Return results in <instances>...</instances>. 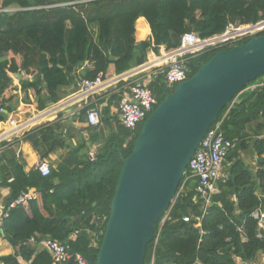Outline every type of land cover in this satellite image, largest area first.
Masks as SVG:
<instances>
[{
    "label": "trees",
    "instance_id": "obj_1",
    "mask_svg": "<svg viewBox=\"0 0 264 264\" xmlns=\"http://www.w3.org/2000/svg\"><path fill=\"white\" fill-rule=\"evenodd\" d=\"M10 5L17 8L0 9V107L14 99L12 74L29 76L20 79L21 89L32 91L38 108L44 109L62 99L63 90L69 89L85 62L91 66L81 72L82 80L106 74L111 65L115 73H122L144 63L151 50L177 48L185 33L205 38L231 24H255L264 18V0H2L1 7ZM140 17L149 23L151 36L137 42ZM233 46L206 50L189 59L190 77L218 51ZM156 78L149 87L160 103L173 89L161 83L162 76ZM258 82H264V74L233 98L224 118L225 135L236 143L227 158L230 177L219 183L218 192L207 202L197 192L198 178H189L179 190L184 176L158 223L157 241L147 245L145 264H150L152 255L155 264H237L238 257L254 262L264 254V227L252 216L256 209H264V85L247 89ZM79 117L85 121L86 113ZM143 124L134 130L119 125L113 133L103 132L107 147L103 154L94 160L73 157L48 176L36 168L26 172L25 162L13 156L12 173L5 177L11 188L6 208L29 188L40 196L41 205L36 198L12 208L4 218V237L14 252L0 256V264H23L22 260L52 264L51 254L40 245L48 237L95 264L103 235L99 246L93 244V236L106 230L123 167L121 156L131 154ZM56 128L42 124L24 136L43 160L64 143ZM242 152L256 154V167ZM184 216H190V221H184Z\"/></svg>",
    "mask_w": 264,
    "mask_h": 264
},
{
    "label": "water",
    "instance_id": "obj_2",
    "mask_svg": "<svg viewBox=\"0 0 264 264\" xmlns=\"http://www.w3.org/2000/svg\"><path fill=\"white\" fill-rule=\"evenodd\" d=\"M262 74L264 34L218 51L165 96L145 120L131 154L121 156L123 167L95 264H145L147 245L157 238L158 223L206 132Z\"/></svg>",
    "mask_w": 264,
    "mask_h": 264
},
{
    "label": "built area",
    "instance_id": "obj_3",
    "mask_svg": "<svg viewBox=\"0 0 264 264\" xmlns=\"http://www.w3.org/2000/svg\"><path fill=\"white\" fill-rule=\"evenodd\" d=\"M261 34H264V18L255 24H231L224 32L205 38L200 37L196 32L185 33L181 38L180 45L171 50L165 49L158 61L136 66L122 73L109 74L107 72L106 74L100 73L94 79L85 78L75 91L65 96L61 102L58 101L54 104H57L59 110L66 107L71 108L69 110L70 115H78L81 112H85L88 124L100 125L102 123V110L97 106H92L91 98L93 95L108 89H125V83L131 78L143 72L146 66L153 67L154 65L158 67L160 74L164 75L166 87L174 89L177 84L190 78L187 61L192 57L206 50L223 48L226 45L235 46L241 40L251 39ZM128 85L129 89L125 90L119 99L118 109L120 121L123 126L127 129L134 130L145 122L155 110L159 105V99L144 84L132 80ZM263 85L264 82H258L249 85L247 89H254ZM231 107L229 106L224 116L220 120L215 121L206 132L189 162L184 175L185 179L179 189L183 190L189 178H198L197 192L206 198L207 202H210L211 194L218 192L219 183L226 181L230 177V172L225 170V163L231 150L236 146V143L225 135L223 122ZM34 121L35 119L32 118L22 121L15 120L14 118L10 119L9 123L12 126L11 133H8V136H4L0 143L4 142L9 135L26 134V132L32 129ZM36 169L43 176H48L52 172L51 164L45 159L37 163ZM188 169L190 172H188ZM36 197L37 194L32 189L22 191L7 206L0 218L1 222L9 216V211L12 208L23 204L25 205L35 200ZM252 216L258 220L260 227H264L263 208L256 209ZM165 218L162 223L165 222ZM183 219L184 221H190V216H184ZM104 232L100 231L94 234L92 242L95 246H99L101 236H104ZM258 236L262 237L263 233L260 231ZM157 239L158 236L156 241ZM40 245L51 254L52 264H68L71 258H73L72 264H91L82 254L71 253L68 245L56 239L50 237L44 238L40 241ZM150 264H155L154 255H152Z\"/></svg>",
    "mask_w": 264,
    "mask_h": 264
},
{
    "label": "crops",
    "instance_id": "obj_4",
    "mask_svg": "<svg viewBox=\"0 0 264 264\" xmlns=\"http://www.w3.org/2000/svg\"><path fill=\"white\" fill-rule=\"evenodd\" d=\"M150 36L151 28L149 23L144 17H140L136 22L137 42ZM165 49L164 46H161L159 53L151 50L148 53L147 60L136 66L145 65L149 62L152 63L158 60ZM90 66L88 62H85L79 67L77 74H74L72 77V85L68 90H63L65 94L62 96V99L79 87L82 81L80 78L81 72H83L84 68ZM144 69L143 72L137 74L125 83V89H108L92 96V103L102 110V123L97 126L88 124L87 120H80L79 114L70 115L69 110L71 108L68 107L59 110L57 104H50L44 109H39L32 91L25 93V91L21 89L20 79L29 78V76L21 73L22 76L18 78L16 74H12L15 88L12 92L14 94V99L12 102H9L6 107H0V141H2L4 136H8V133H11L12 126L9 123L10 119L14 118L15 120L22 121L32 118L35 119L32 128L42 124L53 125L55 128L57 127L56 131H58L64 139V143L45 158V160L49 161L51 164V169H58L62 166H66V163L72 161L73 157L82 158L89 156L91 160H94L96 155L103 154L106 151L107 147L104 134L117 131L119 125L125 128L120 121L118 98L120 99L122 93L129 89L128 83L134 80L149 87L151 83L156 82V77L160 75L162 76L161 83L165 85L164 75L160 74L156 65L153 67L146 66ZM114 71V66L111 65L108 69V73L114 74ZM62 99H60L59 102H61ZM24 136L25 134L9 135L4 142L0 143V218L6 210L7 200L11 193V188L5 182V177L9 173H12L13 156L21 158L25 162L24 170L26 172L35 169L37 163L43 160L33 144L25 140ZM241 156L244 157L253 168L256 167V154L250 155L242 152ZM229 164L230 162L226 161L225 170H228ZM11 181L12 178L9 179V182ZM29 189L35 191L34 188ZM36 198L41 205L40 196L38 197L37 195ZM2 224L3 222L0 220V256L12 254L14 252L12 245L4 237V232L2 233ZM236 262L237 264H264V254L261 253L254 262H245L240 257L236 258ZM22 263L25 264L23 260Z\"/></svg>",
    "mask_w": 264,
    "mask_h": 264
},
{
    "label": "rangeland",
    "instance_id": "obj_5",
    "mask_svg": "<svg viewBox=\"0 0 264 264\" xmlns=\"http://www.w3.org/2000/svg\"><path fill=\"white\" fill-rule=\"evenodd\" d=\"M1 3H2V0H0V9H11V10H13V9L17 8V6H15V5H10L9 7H1ZM147 58H148V56H147Z\"/></svg>",
    "mask_w": 264,
    "mask_h": 264
},
{
    "label": "bare ground",
    "instance_id": "obj_6",
    "mask_svg": "<svg viewBox=\"0 0 264 264\" xmlns=\"http://www.w3.org/2000/svg\"><path fill=\"white\" fill-rule=\"evenodd\" d=\"M156 61H158V60H156ZM9 130V129H8ZM7 135V134H6Z\"/></svg>",
    "mask_w": 264,
    "mask_h": 264
}]
</instances>
